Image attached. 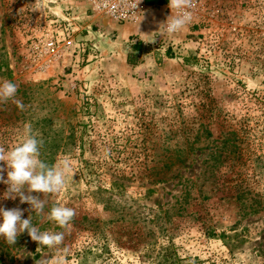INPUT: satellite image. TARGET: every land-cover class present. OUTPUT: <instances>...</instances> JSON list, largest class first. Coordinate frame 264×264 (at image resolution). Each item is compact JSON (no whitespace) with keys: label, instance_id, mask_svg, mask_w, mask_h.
Wrapping results in <instances>:
<instances>
[{"label":"rangeland","instance_id":"1","mask_svg":"<svg viewBox=\"0 0 264 264\" xmlns=\"http://www.w3.org/2000/svg\"><path fill=\"white\" fill-rule=\"evenodd\" d=\"M170 14L145 4L116 24L85 0H0V83L24 104H0V146L30 122L40 158L75 169L59 193H31L42 215L0 182V207L64 232L53 248L0 238V264H264V0H198L171 36ZM56 29L70 48L35 60ZM55 204L76 210L67 230L47 219Z\"/></svg>","mask_w":264,"mask_h":264},{"label":"clouds","instance_id":"2","mask_svg":"<svg viewBox=\"0 0 264 264\" xmlns=\"http://www.w3.org/2000/svg\"><path fill=\"white\" fill-rule=\"evenodd\" d=\"M139 0H135L132 5L136 7ZM168 7L171 14L161 24L168 35H175L184 30L192 23L194 0H168ZM145 41V42H153ZM17 85L5 80L0 83V104L9 101L15 103L20 109H24L21 100L15 99ZM44 141L39 133L35 132L32 124L25 123L21 141L10 150L0 146V162L7 166V179L0 175V182L5 183L7 191L5 198L16 199L19 197L20 203L27 202L32 212L42 215L47 201L41 199L40 194H56L66 187L70 178L75 174V169L71 161L65 158L55 164H49L41 157V148ZM106 156L109 150H105ZM4 168L0 167V173ZM26 190V191H25ZM76 210L66 205L55 204L47 213V219L54 222L58 227L67 230L76 216ZM23 210L20 208L5 209L0 207V238L6 243L13 245L18 235L27 231L32 240L41 246L49 248L62 244L64 232L40 231L32 224L31 217L22 218ZM53 264H60L59 261Z\"/></svg>","mask_w":264,"mask_h":264},{"label":"built area","instance_id":"3","mask_svg":"<svg viewBox=\"0 0 264 264\" xmlns=\"http://www.w3.org/2000/svg\"><path fill=\"white\" fill-rule=\"evenodd\" d=\"M88 9L91 13L100 14L106 19L116 24L135 23L145 5V0H139L135 8L132 5L135 0H85ZM198 5V0H194V7L191 9L192 13ZM59 28V27H58ZM59 32L52 30L43 39H37L31 45V54L36 59L45 57L47 62H52L58 59L62 52L69 49L71 41L65 39L63 36L59 38Z\"/></svg>","mask_w":264,"mask_h":264},{"label":"trees","instance_id":"4","mask_svg":"<svg viewBox=\"0 0 264 264\" xmlns=\"http://www.w3.org/2000/svg\"><path fill=\"white\" fill-rule=\"evenodd\" d=\"M167 2V0H145V4L148 5V6H153V7H157V6H160V5H163ZM209 132H207L208 134ZM224 146L221 147V149H224L223 148ZM169 157V156H168ZM218 159H221V150L219 151V154H218ZM177 161L180 162V164L183 163V160H181L180 157L177 158ZM221 161V160H218V162ZM173 163H169V166L172 165ZM209 173H211L209 171Z\"/></svg>","mask_w":264,"mask_h":264}]
</instances>
